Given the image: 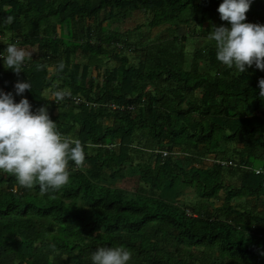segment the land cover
Wrapping results in <instances>:
<instances>
[{
	"label": "trees",
	"instance_id": "1",
	"mask_svg": "<svg viewBox=\"0 0 264 264\" xmlns=\"http://www.w3.org/2000/svg\"><path fill=\"white\" fill-rule=\"evenodd\" d=\"M220 2L0 0V51L33 49L19 74L0 60V88L15 95L28 79L22 95L34 108L47 102L86 152L48 192L0 172V252L11 264H91L98 246L118 244L133 251L130 264H264V71L217 60ZM128 13L145 21L125 32L103 24ZM247 20L264 23V0ZM142 26L174 33L132 42ZM58 88L67 95L56 103ZM127 178L134 188L118 185Z\"/></svg>",
	"mask_w": 264,
	"mask_h": 264
},
{
	"label": "clouds",
	"instance_id": "2",
	"mask_svg": "<svg viewBox=\"0 0 264 264\" xmlns=\"http://www.w3.org/2000/svg\"><path fill=\"white\" fill-rule=\"evenodd\" d=\"M253 0H221L217 11L227 24L213 25L210 39L215 41L216 58L229 68L243 74L255 65L264 71V23L247 20ZM15 17H5L12 23ZM33 51L9 43L0 51L6 68L19 74ZM63 62L59 67L63 68ZM260 94L264 93V77L259 79ZM28 79H18L14 92L0 88V172L13 175L18 185L32 188L39 185L41 192L59 189L71 179L69 161L81 165L85 161V144L81 139L59 130L51 118L48 103L33 106L25 90H31ZM19 95L17 101L15 96ZM67 92L55 89L50 93L56 103ZM91 264H130L133 251L122 244L98 246L90 254Z\"/></svg>",
	"mask_w": 264,
	"mask_h": 264
},
{
	"label": "rangeland",
	"instance_id": "3",
	"mask_svg": "<svg viewBox=\"0 0 264 264\" xmlns=\"http://www.w3.org/2000/svg\"><path fill=\"white\" fill-rule=\"evenodd\" d=\"M123 21L121 23H116L115 21H111V20H103V24L106 27H114V26H118V29L122 32H125L126 30H130L132 29L136 24H140L143 23L145 21V16L142 13H137V14H126L123 16ZM186 31V28L184 26H180L177 31H175L177 34H181L183 32ZM172 33H174L173 30H168L166 28V26H159L157 28H153V29H148L146 26H142L141 29L139 30H134V31H130L128 32V34H130V40L132 42H143L145 40H147V38L149 39H156V38H165L170 36ZM188 47L192 48L194 47L193 42L188 41ZM26 48V47H25ZM27 49L33 51V49L28 48ZM130 53V52H129ZM128 55L130 56V58L132 59V55L131 53ZM80 54H77V58L79 59ZM102 70V69H101ZM92 72L93 75H96V71L94 70H90ZM233 145V144H231ZM227 155H229L230 153L227 152ZM212 156V155H211ZM207 163H211V158L206 160ZM119 186L127 188V189H132L135 186V180L132 178H127L124 179L123 181L118 183ZM222 193H220L221 199L218 200H214L215 205H218L221 203L222 201ZM184 196L186 197L185 199L187 201H193L195 199V195L193 194V190L191 188H186L184 190ZM86 204H89L87 199H84ZM236 202V201H235ZM206 206V202L203 203V207ZM12 262V255H6L0 252V264H11Z\"/></svg>",
	"mask_w": 264,
	"mask_h": 264
},
{
	"label": "built area",
	"instance_id": "4",
	"mask_svg": "<svg viewBox=\"0 0 264 264\" xmlns=\"http://www.w3.org/2000/svg\"><path fill=\"white\" fill-rule=\"evenodd\" d=\"M76 100H79L78 98H76ZM113 107H116L115 105H112Z\"/></svg>",
	"mask_w": 264,
	"mask_h": 264
}]
</instances>
